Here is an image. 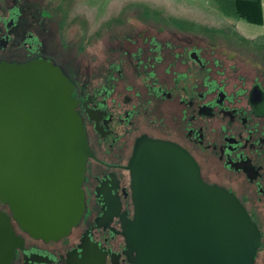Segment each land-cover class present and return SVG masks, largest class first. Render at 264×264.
I'll use <instances>...</instances> for the list:
<instances>
[{"label":"water","instance_id":"1","mask_svg":"<svg viewBox=\"0 0 264 264\" xmlns=\"http://www.w3.org/2000/svg\"><path fill=\"white\" fill-rule=\"evenodd\" d=\"M73 92L50 61L0 62V203L10 212L0 210V264L27 251L13 221L33 240L58 243L84 217L93 153ZM128 169L133 218L118 216L129 264H255L258 226L235 194L203 180L187 150L144 136ZM79 250L66 264H107L110 252L90 236ZM32 257L27 264L55 262Z\"/></svg>","mask_w":264,"mask_h":264},{"label":"flooded vegetation","instance_id":"2","mask_svg":"<svg viewBox=\"0 0 264 264\" xmlns=\"http://www.w3.org/2000/svg\"><path fill=\"white\" fill-rule=\"evenodd\" d=\"M11 1L13 5L0 9V33L5 31L3 27L10 30L15 25L11 11L16 0ZM132 20L135 18L127 20V35L118 34L123 36L119 43L102 44L109 52L102 59L104 67L93 73L98 79L85 78L74 97L83 123L88 124H84L87 135V128H92L103 151L99 158L91 149L93 157L87 163L83 186L86 211L64 239L77 230L78 241L63 248L57 246L64 240L44 243L25 239V246L52 252L54 264H66L68 254L80 251L88 235L110 252L107 264H129L118 215L133 218L128 166L137 140L146 136L181 146L197 161L206 183L236 195L261 232L262 247L255 264H264V60L255 55L235 57L243 54L239 43H214L209 35ZM32 33L33 43L25 44L29 53L39 43ZM1 34L0 62L3 56L24 55L11 46L16 34ZM219 49L223 52H217ZM124 65L127 84L122 95L103 77L108 74L111 82L123 80ZM75 90L74 85L73 95ZM118 127L127 137L134 131L139 134L131 149L127 140V156L124 146L117 143ZM23 257L17 255V259Z\"/></svg>","mask_w":264,"mask_h":264},{"label":"rangeland","instance_id":"3","mask_svg":"<svg viewBox=\"0 0 264 264\" xmlns=\"http://www.w3.org/2000/svg\"><path fill=\"white\" fill-rule=\"evenodd\" d=\"M6 1L8 0H0V9L6 5ZM32 4L43 9L41 15L47 20L45 23L42 20H34L35 26L38 27L36 37L43 44L41 51L44 54L41 55V59L52 62L68 78L66 70L69 69L72 73L73 68L78 69L83 58L81 52H77L72 46L73 41L78 40L79 44L84 41L94 44L114 42L117 39L116 35L124 33L127 35L129 18H135L131 22L136 24L138 19L152 27H159L162 24L164 27L181 29L185 33H205L219 40L231 37L235 43L247 44L236 22L221 15L213 7L212 0H16L13 8L15 11H11L13 18L20 14L21 6ZM256 51L259 57L264 56L263 49L259 48ZM2 60L16 64L26 62L25 55L3 56ZM77 241L78 235L75 230L69 239L62 241L57 247L67 248ZM36 254L56 260L52 252L27 248L25 252L20 251V256L24 257L16 259L15 264H27V261Z\"/></svg>","mask_w":264,"mask_h":264},{"label":"trees","instance_id":"4","mask_svg":"<svg viewBox=\"0 0 264 264\" xmlns=\"http://www.w3.org/2000/svg\"><path fill=\"white\" fill-rule=\"evenodd\" d=\"M11 0L6 1V6L7 5H11ZM1 4V3H0ZM212 4L213 7L224 17L229 18L236 21L239 20H245L250 24L253 25H262L264 23V16H263V7H262V0H212ZM43 12V9L41 7L38 6H34L32 5H26V6H21V14L20 16L15 18V25L8 30V27H3L5 31H3V33L1 35H8L9 31L10 32H16V37L15 40H12V44L11 46L15 47L16 49H18L19 53L24 54L25 58H26V62H31L37 59H40L42 56V54H44V52L41 51V48L43 47V44L41 43V41L39 42L37 39L38 43V47H36L35 50H32L33 53H29V48L25 45L26 43H33V40L35 39L34 35L32 32L37 33V29L38 27L35 26V21L34 20H42L44 23L47 22V20H45V18H43V16L41 15V13ZM42 17V18H41ZM8 31H6V29ZM3 30V29H2ZM21 30V32H20ZM208 34V33H207ZM124 35V34H123ZM203 35H205V33H203ZM117 39L114 42L111 43H119L121 41V37L120 35H116ZM207 36V35H206ZM226 36V35H225ZM32 37V39H30ZM228 37V36H227ZM230 41L233 42V39L231 37L228 38H224V39H218V38H214L211 37V41L216 43V42H225V41ZM74 44L72 46H74V49L77 52H81L83 58L81 59L80 63H79V67L78 69L73 68V72L70 73L69 69H65L66 73L69 76L70 81L75 85L76 90L75 93L73 95V97L78 96V93L80 92V88L81 85L83 84L85 78H92V80L94 79H98V78H94L93 73L101 67V69L104 67L105 65V61H103L102 59L106 56L107 50H105V48L102 46V43H92V42H81V44L78 43L77 41H73ZM76 42V43H75ZM37 46V45H36ZM259 48L264 50V36L248 41L246 45L241 46V50L243 51L242 55H237L235 57L237 58H248V57H253V55H255L254 58H261L262 60H264V56H260L257 54V51ZM217 52L222 53L223 51L221 49H219ZM248 53L247 55H244L245 53ZM220 58H224V56H218ZM100 60V61H99ZM99 61V63L97 62ZM67 68V67H66ZM123 71L126 74L123 80H119L116 82H111V81H107L108 80V74L106 76L103 77V79H105L106 83H111V84H115L118 88L119 94L121 93L122 95L124 94V89L126 88V79H127V65H124ZM253 68V67H251ZM250 68V69H251ZM117 74V73H116ZM91 84V83H90ZM122 100V98H121ZM121 105L124 107L125 105L123 103H121ZM117 115H120L119 113H116ZM81 115V114H80ZM124 115V114H123ZM87 127V122L84 123ZM122 127H118L117 132L119 133L120 139L117 141V143H119V145H123L124 148L126 149V156H127V140L129 143V148H132L133 142H134V138L139 135L136 131L132 132L128 137L127 134H121V129ZM119 129V130H118ZM88 138H89V143H90V147L92 149L93 152H95L97 154V156L99 158H101L103 156V151H101V148L98 146V140L99 135L97 133H95V131L88 127ZM113 137H110V140ZM130 154V152H129ZM0 210L2 211H6L10 214L9 209L7 206L2 205L0 203ZM13 225L14 228L16 229V232H18L17 234L19 236H22L23 238H25L27 241L28 240H33L31 239L27 234L23 233L16 225V223L13 221ZM79 235V234H77ZM20 253V251L17 253V255ZM261 254V253H260ZM259 254H257L258 256ZM17 259V256L14 260V264L15 261ZM261 262H257L256 264H260Z\"/></svg>","mask_w":264,"mask_h":264},{"label":"crops","instance_id":"5","mask_svg":"<svg viewBox=\"0 0 264 264\" xmlns=\"http://www.w3.org/2000/svg\"><path fill=\"white\" fill-rule=\"evenodd\" d=\"M262 7H263V16H264V0H262ZM236 26L239 29V31L243 34L242 36L245 38L244 40L246 42L264 36V23L262 25H253L245 20H239L236 21ZM238 35L241 36L239 32Z\"/></svg>","mask_w":264,"mask_h":264}]
</instances>
